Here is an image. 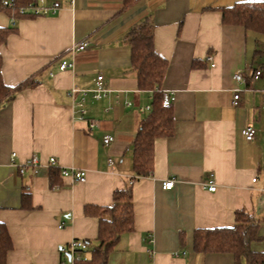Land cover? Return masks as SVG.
<instances>
[{
  "label": "crops",
  "instance_id": "crops-1",
  "mask_svg": "<svg viewBox=\"0 0 264 264\" xmlns=\"http://www.w3.org/2000/svg\"><path fill=\"white\" fill-rule=\"evenodd\" d=\"M236 1L61 0L56 14L14 23L0 10V26L11 28L0 45L3 81L37 80L0 106V222L12 243L6 264H70L71 239L95 244L98 217L84 207L108 206L113 191L126 187L133 229L120 236L107 264H233L231 253L195 251L193 232L231 226L237 210L256 219L258 238L250 248L264 252V56L253 55L264 37L221 22L220 7ZM143 22L151 24L154 48L167 60L160 90L172 104L174 131L155 139L152 171L137 175L132 142L152 92L138 87L127 33ZM81 39L88 46L71 54ZM61 59L72 60L73 68L59 70ZM254 69L261 71L255 79ZM235 72L247 81H235ZM98 74L110 91L97 100L86 94L84 107L95 121L90 128L77 118L68 91L93 88ZM248 124L256 129L252 141L240 134ZM107 134L113 140L105 145ZM31 155L40 160L37 173L30 167L20 173L18 164ZM51 156L54 167L46 164ZM63 167L84 169L85 181L62 176ZM53 169L59 174L51 178ZM210 177L214 191L204 185ZM167 178L174 184L162 189Z\"/></svg>",
  "mask_w": 264,
  "mask_h": 264
},
{
  "label": "trees",
  "instance_id": "trees-1",
  "mask_svg": "<svg viewBox=\"0 0 264 264\" xmlns=\"http://www.w3.org/2000/svg\"><path fill=\"white\" fill-rule=\"evenodd\" d=\"M0 0V10L12 17H22L18 8L34 3L36 0H7L12 7H7ZM130 2L131 0H124ZM221 22L243 26L246 30L264 35V0H241L231 5L220 7ZM10 27L0 26V45L6 41ZM130 45L131 66L135 71L138 87L152 92L149 111L141 118L135 138L132 142V171L137 175H147L152 171L153 146L158 137L173 134L174 118L170 102L164 101L160 90L167 68V60L158 54L152 40V26L143 22L132 27L127 33ZM254 56H264V42L256 40ZM2 58L0 55V106L12 100L16 94L36 84L37 80L29 76L16 85H7L1 74ZM59 173L53 169L50 177ZM53 182V180H52ZM28 194H23L22 206L28 207ZM87 215L98 217V229L95 244H88V249L77 250L81 256L90 253L87 259L80 258L74 264H107L109 253L113 250L120 236L133 229V202L131 188L114 190L112 203L108 206L86 205ZM257 221L245 210L235 211L234 223L227 227L199 228L193 232V248L197 252H227L234 258L233 264H264V252L253 251L250 244L257 239ZM12 247L6 226L0 222V264H6V255ZM68 254V251L66 252Z\"/></svg>",
  "mask_w": 264,
  "mask_h": 264
},
{
  "label": "built area",
  "instance_id": "built-area-1",
  "mask_svg": "<svg viewBox=\"0 0 264 264\" xmlns=\"http://www.w3.org/2000/svg\"><path fill=\"white\" fill-rule=\"evenodd\" d=\"M70 3L73 0H68ZM3 3L7 7H12V3L10 1L4 0ZM61 7V0H51L49 3L47 0H36L34 3H31L26 6H21L18 8V13L21 15H31V16H45V15H53L56 14L57 11ZM12 23H14L15 18L11 17ZM88 46V42L85 39H81L77 42H74L70 47L71 54L76 51H80L85 49ZM206 59L210 61V66H213V60L211 55H207ZM74 62L69 59H61L59 62V70L71 69L73 68ZM261 74L260 69H254L250 73L251 78H257ZM232 78L237 82H246L247 77L241 72H235L232 75ZM109 88L105 85L103 76L98 74L95 79V86L91 89H82L79 90L75 87H71L68 91V95L72 99V103L74 105V111L77 113V118L84 120L87 122L88 127H93L95 125L94 119L87 116V111L84 107L85 96L87 93H90L91 97L95 100L105 97L109 93ZM80 92L81 96L79 100H75L76 94ZM239 100V90L234 91L231 103L233 105H237ZM148 108V106H147ZM255 127L251 124H248L240 129L241 136L246 141H252L255 135ZM113 140L112 135H104L102 138V142L107 145L110 141ZM15 154L12 153L11 157H14ZM40 164V160L36 155H31L23 162L18 164V170L20 173L24 171L26 167H30L31 173L35 175L37 173V167ZM46 164L49 167H54L57 165V161L55 157L51 156L48 158ZM108 165L110 169H113V160L108 158ZM60 174L62 176H68L74 183H83L86 177V171L84 169H77L74 167H63L60 169ZM135 178L132 176L129 178V184L134 182ZM254 180V179H252ZM174 184L173 178H167L161 181L162 189H171ZM204 185L207 187L209 191H214L216 189V184L214 180L210 177L205 182ZM88 243L81 239H71L66 246L68 251L69 263L74 264L75 261L79 260L81 256L76 252L77 250H86L88 249ZM58 264H65L64 261L58 262Z\"/></svg>",
  "mask_w": 264,
  "mask_h": 264
},
{
  "label": "rangeland",
  "instance_id": "rangeland-1",
  "mask_svg": "<svg viewBox=\"0 0 264 264\" xmlns=\"http://www.w3.org/2000/svg\"><path fill=\"white\" fill-rule=\"evenodd\" d=\"M257 36L259 37V39H261L262 37H264L263 35L261 36V35H258V34H257ZM254 61H255V60H254Z\"/></svg>",
  "mask_w": 264,
  "mask_h": 264
}]
</instances>
